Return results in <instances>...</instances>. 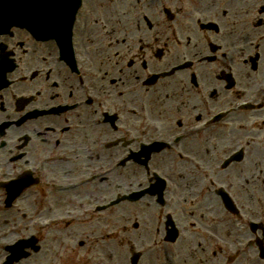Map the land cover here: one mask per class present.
Returning <instances> with one entry per match:
<instances>
[{"label": "flooded vegetation", "instance_id": "1", "mask_svg": "<svg viewBox=\"0 0 264 264\" xmlns=\"http://www.w3.org/2000/svg\"><path fill=\"white\" fill-rule=\"evenodd\" d=\"M225 3V0H84L73 27L84 86L67 59L56 62L58 49L25 50L22 31L14 30L11 36L0 34V58L9 51L17 64L10 74L12 80L27 71L42 70L30 80H19L14 85L19 97L32 96L27 109L41 104L72 105L84 101L56 114L31 117L26 129L20 131L19 135L26 137L13 147L18 149V158L36 153L39 148L50 152L62 148L61 152L70 159L65 163L43 162L42 171L47 177L37 174L34 191L44 196L47 179L87 176L91 170L101 169L104 160L110 167L119 158L118 148H127L119 144L138 148L136 144L145 137V131L171 133L189 121L209 118L252 94L257 95L255 106L225 123L210 125V133L204 140L221 136L217 142L220 145H210L213 148H235L242 139L243 148H264V91L259 89L264 82V43L258 44L252 53L243 52L242 37L237 39L240 34L230 30L235 17L228 15ZM256 4L255 16L246 21H254L264 36V0H256ZM239 46L242 48L236 56L233 49ZM25 55L31 60L25 61ZM38 78L43 82L37 83ZM88 96L95 98L94 104L86 103ZM105 112L114 115L110 123L104 122ZM120 137L122 141L114 147L104 145ZM13 161L11 155L0 158L7 167ZM39 162L37 155L27 161L35 165ZM235 164L226 168L224 177L238 182L231 190L243 200V211H249L247 216L254 221H261L264 180L254 173L248 187V167ZM254 171L263 173L258 166H254ZM116 172L110 171L108 178ZM88 195L84 184L75 190L52 193L49 198L63 196L70 200ZM247 205L249 210L245 208ZM243 233H250L244 219ZM255 240L254 250L243 259L264 264ZM261 242L264 246V240ZM210 247L215 245H207L203 250ZM254 251L260 260L253 257Z\"/></svg>", "mask_w": 264, "mask_h": 264}, {"label": "rangeland", "instance_id": "2", "mask_svg": "<svg viewBox=\"0 0 264 264\" xmlns=\"http://www.w3.org/2000/svg\"><path fill=\"white\" fill-rule=\"evenodd\" d=\"M228 4H229V7L231 9V11L233 10V4L230 2V0H227ZM244 2V6H243V11L244 13H241L240 14V11L239 9H234V11L237 12L236 15H238V17H243V19H248L250 17H253L255 16V13H256V0H243ZM228 5H227V10L229 9ZM247 12V14H246ZM249 23V22H248ZM247 24H244V27L245 28V33H247V35H249L250 37H253L255 35V32H256V29H253L251 25H248ZM249 37V38H250ZM251 39V38H250ZM253 43L256 42L255 40L251 39V41H249L248 43ZM213 144L215 143L214 140L211 141ZM208 148H212V149H209L207 150L206 153H200V151H198L196 153V155H198L201 159H202V163L205 162V164L203 163V166L206 167V165L208 166H211L213 167L214 166V163H213V160L215 158V156L218 155V151H222V148H213L211 147L210 145H208ZM260 151H262L261 148H258ZM259 156H258V159L262 158V161H264V156L262 157L261 153L259 151H257ZM263 152V151H262ZM163 160H165L168 163H170V161H173V158L171 157V155H165L163 158ZM217 158L215 159V162H217ZM169 169H172V166L171 164L169 165L168 167ZM130 173H133L132 172H125L123 175L119 174L118 177L119 178H124L126 179L125 177H128L130 176ZM174 188V184L172 185L171 187V190ZM202 202H204L202 200ZM29 207H31V203H28ZM146 209H147V206H145ZM72 208V207H71ZM149 211V209H147ZM127 211V210H125ZM116 214L118 212H115ZM121 213H125L123 210H121ZM120 213V216H119V221H120V224H123L127 221L123 220V216L122 214ZM149 213H151L149 211ZM113 216H116V215H113ZM127 216V214H126ZM178 217V214L177 216ZM179 217L181 218L182 220V214H179ZM92 221L90 222H87V224L84 225V227L88 228L90 224H92L94 221H102L99 217H91ZM2 219V218H1ZM111 217L109 218H105L103 219V224H106V220H110ZM90 220V217L89 219ZM111 225V224H110ZM125 225V224H124ZM76 227V231L80 228V226H75ZM73 228V227H72ZM71 228V229H72ZM108 231V236L110 237V232H111V229L110 228H105L104 231ZM75 231V232H76ZM64 231L62 230H55V231H51L49 234V239L46 240L45 242H41V249L39 252L37 253H32L30 255V257H28L27 259H24L22 260L21 262L17 263V264H46V261L44 260H47L48 257H50L51 255L55 258V259H52L51 261L54 263V264H86L85 262H88V261H85L86 258H88V251L91 249L90 247H82L80 246V240L84 238L81 237V234L80 233H74L70 236L69 239H67L66 237L63 238V239H60V238H57V235L58 234H62ZM88 232V231H86ZM104 235L107 234L105 232H103ZM191 231L189 230L186 235H184L183 239L179 242L180 244H184L186 243V239H187V234H190ZM52 236H54V238H52ZM62 237V236H61ZM243 237V236H242ZM106 238V237H105ZM242 239V238H241ZM243 240V239H242ZM191 240H188V243L190 242ZM105 244H108L110 247L106 248L105 247ZM112 246L113 249H112ZM103 257H101L100 259L97 260V262L99 261H106L108 264H117V262L121 261L124 259L123 255H118V259H116V257H113L112 255V252L114 253H119V247L118 245L113 242L112 244V241L109 240H106V242H103ZM230 249V247H229ZM112 255V256H110ZM222 257V256H221ZM215 259V258H214ZM153 260V257L152 255L149 256L147 262L148 263H151ZM255 260V259H254ZM163 264H164V261L162 260ZM169 264H177L176 263V260H171ZM189 264V263H187ZM239 264H258L257 262H252L250 259H242L240 261Z\"/></svg>", "mask_w": 264, "mask_h": 264}, {"label": "snow or ice", "instance_id": "3", "mask_svg": "<svg viewBox=\"0 0 264 264\" xmlns=\"http://www.w3.org/2000/svg\"><path fill=\"white\" fill-rule=\"evenodd\" d=\"M56 10L42 15L35 21L36 27L46 33L47 38L71 41L73 22L77 13V5L73 0H50Z\"/></svg>", "mask_w": 264, "mask_h": 264}, {"label": "bare ground", "instance_id": "4", "mask_svg": "<svg viewBox=\"0 0 264 264\" xmlns=\"http://www.w3.org/2000/svg\"><path fill=\"white\" fill-rule=\"evenodd\" d=\"M124 209H129L128 208V206L127 205H123L122 206ZM112 221V220H111ZM71 233H73L72 231H71ZM67 234L68 233H66V236H67ZM105 247L106 248H108V247H110L108 244H105ZM166 261H165V263L164 264H169L170 263V260H171V257L168 255V254H166V259H165Z\"/></svg>", "mask_w": 264, "mask_h": 264}, {"label": "water", "instance_id": "5", "mask_svg": "<svg viewBox=\"0 0 264 264\" xmlns=\"http://www.w3.org/2000/svg\"><path fill=\"white\" fill-rule=\"evenodd\" d=\"M19 258V256H15V258L14 259H18Z\"/></svg>", "mask_w": 264, "mask_h": 264}]
</instances>
